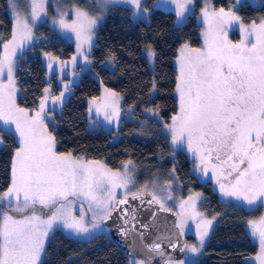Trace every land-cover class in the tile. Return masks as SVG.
Here are the masks:
<instances>
[{"label": "snow or ice", "instance_id": "snow-or-ice-1", "mask_svg": "<svg viewBox=\"0 0 264 264\" xmlns=\"http://www.w3.org/2000/svg\"><path fill=\"white\" fill-rule=\"evenodd\" d=\"M141 2L96 0L98 15L74 8L73 20L68 21L67 13L61 12L53 23L75 33L77 53L83 55L84 45L90 47L93 29L109 4L124 3L140 9ZM171 2L177 6V15L182 16L185 6L192 0ZM9 5L15 23L7 42L0 36L3 49L0 51V122L15 125L19 147L12 160L11 183L0 192V264H41L45 240L54 225L62 224L77 234L89 231L83 211L80 218L72 215L74 200L83 198L88 202L93 220L97 217L107 219L111 215L117 188L126 189L125 199L119 203H127L132 161L124 163L123 171H113L99 161H86L71 152L57 153L56 138L44 122L48 88L44 89L45 97L34 114L16 104L15 57L32 40L35 22L47 15V0H25L23 13L17 0H9ZM203 15L207 24L203 47L193 49L184 45L180 50L175 88L178 111L164 128L170 134L173 146L186 145L187 150L199 159L205 174L211 168L224 197L248 206L264 207V19L258 23L253 21L247 28L241 26L243 38L239 43H232L227 39L224 26L239 17L224 8L209 11L207 7ZM148 56L152 59L155 53L149 50ZM75 59L73 57V63ZM63 97V92L52 97L53 104L62 102ZM118 101L119 96L110 93L103 104L95 105V110L98 115L103 111L109 122L118 120ZM89 111H92L91 105ZM146 111L158 115L157 110ZM169 187L170 184L166 185L164 191ZM146 192L151 196L147 201L149 205L156 203L163 211L171 210L165 207L164 201L172 196L168 194L161 199L155 191H148L147 185L133 193L132 199L140 198L144 203ZM194 201L193 196L180 201L176 227L183 234L187 219L200 217L196 227L202 246L207 229H202L201 225H210L212 221L204 219L203 214L195 210ZM97 226L92 224L93 228ZM248 227L251 236L259 241L255 260L264 264V215L258 220H249ZM160 247L153 244L150 250L159 251ZM185 249L193 253L199 251L195 244H185L181 251ZM160 255H163L162 251ZM133 264L143 262L134 261ZM166 264L184 262L169 259Z\"/></svg>", "mask_w": 264, "mask_h": 264}, {"label": "trees", "instance_id": "trees-1", "mask_svg": "<svg viewBox=\"0 0 264 264\" xmlns=\"http://www.w3.org/2000/svg\"><path fill=\"white\" fill-rule=\"evenodd\" d=\"M229 2L213 0V6L225 8ZM237 14L245 23L264 19V3L260 6L240 3ZM174 20L171 12L151 9L149 22L144 23L133 20L128 7L117 5L107 9L104 21L97 28L90 51L92 71L106 89L121 97L123 110H130L134 116L133 121L121 120L118 141L113 142L111 134L103 129L90 131L87 128V101L98 97L100 92L99 83L88 73H82L73 84L69 97L61 106L60 116H56L54 124H48V131L56 138L57 153L71 152L75 157L99 160L109 169H118L127 160L140 168L147 167V190L155 191L158 196L164 195L165 185L174 171L183 184L182 194L188 189L201 191L204 201L200 208L208 215L220 216L202 250L200 264H245L244 259L257 251L246 231V222L254 213L233 205H222L210 183H198L190 173V162L185 154L177 151L170 160L166 157L171 152L166 136L161 133L150 135L149 129L145 128L147 122L158 129L176 113L174 60L177 50L185 43L191 47L200 45V25L194 16H188L179 27L175 26ZM12 29L7 0H0V36L4 37V42L10 39ZM146 47H151L155 53L152 71L143 56ZM43 51L67 59L73 53V44L49 25L35 29L34 44L16 56L14 77L18 88L17 105L21 108L34 109L46 85L45 70L39 59V53ZM107 58L113 60L112 71L103 67ZM52 87L54 92L57 91L55 83ZM146 109L158 111V123L146 116ZM0 129H3L0 131L2 192L11 183V165L18 144L10 131L4 127ZM188 239L193 240L192 237ZM128 259L109 234L81 241L54 229L41 264H127Z\"/></svg>", "mask_w": 264, "mask_h": 264}, {"label": "rangeland", "instance_id": "rangeland-1", "mask_svg": "<svg viewBox=\"0 0 264 264\" xmlns=\"http://www.w3.org/2000/svg\"><path fill=\"white\" fill-rule=\"evenodd\" d=\"M247 2L251 4L252 6H260L262 3H264V0H230L228 5L224 8L226 12L231 11L235 16L239 17L237 14V8L240 3ZM8 3V13L12 19L13 26H14V16H13V10L9 5V0H7ZM17 3L20 7L21 12L23 13L24 7H25V0H17ZM149 3V5H148ZM125 6L130 9V16L133 20H141L144 23L149 22V13L151 9H159L162 11H168L174 14L175 20V26L179 27L181 26L186 18L188 16H194L196 22L200 25V45L198 47H191L189 44L185 43L182 44L179 49L177 50L176 53V58L174 60V65L176 69V73L178 76L179 72V64H178V59L180 56V50L183 48L184 45H188L189 48H202L204 44V32L207 28V24L204 22V15H203V10L205 7L209 9V11L215 10L218 11L220 8H215L213 6V0H208V4H205V0H192L191 3L187 4L185 6V10L182 16L177 15V6L176 4L172 3L171 0H142L140 9H136L134 6L130 4H124V3H113L109 4L106 7V10L103 12L101 18L98 20V23L96 24L95 28L93 29V35H92V40H91V45H84V54L80 55L77 53V39L76 35L73 32L66 31L64 29H61L58 24H54L53 20L54 19H59V13L61 12H66V19L68 21H71L75 18L73 9L74 8H80L82 10H85L89 13V15H98L99 14V9L97 8L96 5V0H47V15H42L39 20L35 22V25L33 27V38L31 41L27 42L24 48H28L32 44H34L35 41V29L40 26V25H49L52 27L58 35H60L63 39L67 40L71 44H73V53L71 56L67 59H61L57 57L56 55L48 52H40L39 53V59L42 63V66L45 70V87L43 88V91L41 93V96L39 97L37 104L34 109L29 110L30 114H34L35 110H38L39 105L41 100L44 99L45 97V92L44 89L48 88L49 94H48V99L45 101V124L48 126V124H54L56 122V116L59 117L61 113V106L62 104L67 100L69 97L71 91H72V86L74 83H76L82 73H88L92 75L97 82L100 85V92L99 96L89 99L87 101V128L92 131L96 129H103L111 134V139L113 142H116L119 140V135H118V129L120 127V122L122 119L125 121H133L134 116L130 110L124 111L122 108V100L121 97L114 91L108 90V93L105 92L106 88L101 84V82L98 80L96 75L92 71V64H91V59H90V51L91 48L94 44V40L96 37V31L98 26L104 21L107 13V9L112 7V6ZM198 5V7H196ZM89 10H92L93 12H90ZM136 13V15H134ZM261 19L255 20L257 23ZM245 23L243 22L240 18L238 20H233L230 21L228 24L224 26V30L226 32L227 39L231 41L232 43H239L240 40L243 38V33L241 31V26L247 28L251 23ZM22 49V50H23ZM3 50V49H2ZM149 50L153 51L151 47H146L143 49V56L146 60L148 68L152 71L153 70V63H154V58L150 59L148 56ZM21 51V50H20ZM18 51L17 54L20 52ZM17 56V55H16ZM85 56H87V60H85ZM50 57L52 59H50ZM73 57H75V62L73 63ZM49 64H51V67H49ZM15 66H16V57H15ZM103 67L113 70L114 69V64L112 58H107L105 62L103 63ZM15 73V69H14ZM15 79V77H14ZM55 83L57 87V91L54 92L52 84ZM177 83V80H176ZM16 86V104H17V96H18V88L15 82ZM176 88V86H175ZM64 93L63 101L60 103H56L55 105L52 102V97H57L60 95V93ZM110 93H116L119 96V101H118V107H119V119H113L112 122H109L108 120L105 119L104 117V112L101 111L99 115L97 114L95 110V105L96 104H103L105 102L106 97H110ZM175 98L177 101V110L178 111V96L175 91ZM108 102L111 103L110 98L108 99ZM90 105L92 107V111H89ZM111 111V108L108 109ZM146 116H148L150 119H154L158 123V116L153 115L151 112H146ZM145 128H148L150 131V135H154L156 133H161L162 135L166 136L168 140V145L169 148L171 149V152L166 154V157H168L170 160L174 159V154L177 151H181L185 154L187 157L188 161L190 162V173L196 178L198 183L201 184H206L207 182L210 183V188L212 192H214L217 196L218 201L224 205V206H236L240 207L242 210L248 212V213H254L251 215V217L248 218L246 222V231L251 240L256 244L257 246V251L254 255L249 256L244 259L245 264H258V261L255 260V257L259 253V241L256 238H253L250 234V229L248 227V221L249 220H258L261 215H264V207H261L259 205L257 206H248L242 201H237L234 198L231 197H224L221 192H220V187L219 184L216 181V178L212 174L211 168H209L207 174H205L203 170V165L200 164L199 159L193 155V153L189 152L187 150V146H173L171 143V136L170 134L166 131L164 128L165 124H161V126L157 129V127L154 124H148L145 122ZM171 123V119L168 123ZM0 127L6 128L8 131H10L13 136L15 137V140L18 144L19 147V137L18 134L15 133V125H4L3 122H0ZM48 129V127H47ZM135 137H140L138 135H135ZM1 139V137H0ZM2 143H0L1 146ZM14 157V156H13ZM159 159V158H158ZM86 160V159H84ZM86 161H99V160H86ZM129 161V160H127ZM127 161L123 162L118 169H111L113 171H123V165ZM102 163L106 168H108L102 161H99ZM109 169V168H108ZM129 172L131 175V182L128 185V195L133 194L138 192L141 188H143L145 185L148 187V181H147V173L148 169L147 167H139L135 163L132 162L131 165H129ZM170 184V187L167 189V191H164V195L159 196L161 199H164L165 196L170 194L172 196V199L170 200H165V207L171 209L176 215V213L180 212V201H186L188 200L189 196L195 197V210L199 213L203 214V218L206 220H211L212 223L210 225H201V228H206L207 229V235L204 237V242L203 245L200 246V241L199 237L197 235V227L196 224L200 220V217H197L196 220L192 219H187V226L184 229L183 234H180L184 239L183 247L185 244H188L189 246L195 244L199 247L198 252H190L187 249L184 250V256L179 259V260H172L175 262L183 261L184 264H200L201 263V258L200 255L202 253L203 248L206 246L209 240V236L212 232V229L218 222L220 216L217 214H212L208 215L204 210L200 208V204L204 201V196L201 191H195L193 189H188L185 191V193L182 194V188L183 184L178 177H176L174 171H172V178L170 181L167 182L166 185ZM165 185V186H166ZM116 198L115 201L118 197H124L126 189L124 188H117L116 190ZM198 194V195H197ZM71 199V198H70ZM186 207H188L186 205ZM83 211L84 214V222L85 226L88 227L89 231L87 233H80L77 234L69 229H66L63 227L62 224H57L53 226V229L49 232L48 237L45 240V246L47 245L50 235L54 231V229H60L67 235L68 237H71L76 240H81L85 241L88 239L93 238L96 235L99 234H108V228L103 226L100 223L101 218L97 217V219L93 220V212L89 211L88 207V202L86 200L81 199H76L74 200V203L71 205V212L72 215L75 216L76 218H80L81 212ZM47 212V210H45ZM14 215H18L13 213ZM215 217V219H213ZM178 222V217L176 215V224ZM95 223L98 225L96 228L92 227V224ZM188 237H192L193 240L188 239ZM182 247V248H183ZM43 258V254L41 256V261ZM134 261H141L140 259H133L129 258L127 260V264H133ZM144 264V263H143ZM166 264V262H165Z\"/></svg>", "mask_w": 264, "mask_h": 264}, {"label": "water", "instance_id": "water-1", "mask_svg": "<svg viewBox=\"0 0 264 264\" xmlns=\"http://www.w3.org/2000/svg\"><path fill=\"white\" fill-rule=\"evenodd\" d=\"M123 199L125 196L116 199L111 215L100 223L108 228L109 236L127 257L140 259L144 264H165L169 259L179 260L184 256L181 251L184 239L176 227L173 211H163L156 203L149 205L151 196L147 192L143 195L144 203L140 198L132 199V194L127 196V203L120 204ZM122 231L126 234L122 235ZM153 244H159L160 250L151 251Z\"/></svg>", "mask_w": 264, "mask_h": 264}]
</instances>
